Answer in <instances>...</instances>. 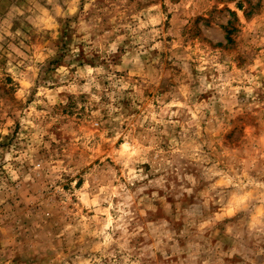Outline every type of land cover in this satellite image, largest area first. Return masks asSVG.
Returning a JSON list of instances; mask_svg holds the SVG:
<instances>
[{
    "label": "rangeland",
    "instance_id": "obj_1",
    "mask_svg": "<svg viewBox=\"0 0 264 264\" xmlns=\"http://www.w3.org/2000/svg\"><path fill=\"white\" fill-rule=\"evenodd\" d=\"M0 264H264V0H0Z\"/></svg>",
    "mask_w": 264,
    "mask_h": 264
}]
</instances>
